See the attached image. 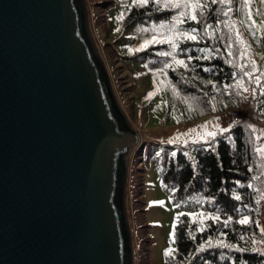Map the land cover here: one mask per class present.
Listing matches in <instances>:
<instances>
[{"label":"water","instance_id":"obj_1","mask_svg":"<svg viewBox=\"0 0 264 264\" xmlns=\"http://www.w3.org/2000/svg\"><path fill=\"white\" fill-rule=\"evenodd\" d=\"M86 15V0H0V264L134 262L127 159L139 135Z\"/></svg>","mask_w":264,"mask_h":264},{"label":"trees","instance_id":"obj_2","mask_svg":"<svg viewBox=\"0 0 264 264\" xmlns=\"http://www.w3.org/2000/svg\"><path fill=\"white\" fill-rule=\"evenodd\" d=\"M205 3L202 15L198 16L200 23L186 20L181 24L180 35L190 28L197 29L196 40L182 35L175 50L176 58L184 60L187 68L176 65L172 56L159 55L173 51L167 43L151 46L137 55L154 76H166L169 99L180 112V124L240 109L251 94L254 95L250 117L236 120L227 133L207 143H189L175 156L163 154L160 157V175L167 186L176 189L175 198L184 201L194 195L207 197L208 209L212 215L219 216V220L209 219L207 227L195 235H191L187 217L179 219L174 233L175 261L182 264H264V252L257 249L264 240V232L261 231L264 157L258 153L260 139L251 119L264 121V0H260L259 9L250 0L247 6L244 0H228L223 4L219 0L215 4L205 0ZM163 5L164 0L159 5L154 0H149L145 6L133 3L124 8L122 21L126 28L136 23L173 21L174 16L184 11ZM249 11L251 18L247 15ZM224 12L228 15L224 16ZM253 20L255 35L248 27ZM221 21L235 22L234 29H229ZM242 29H245L244 37H249L251 45L237 43L236 30L242 37ZM255 48L259 53L255 63L258 70L249 78L243 73L251 70L253 61L250 54ZM200 49L208 51L201 52ZM241 51L245 52L243 58ZM229 52H232L231 56ZM167 64L172 67H166ZM255 76L261 77L259 85L254 83ZM238 82H242L248 91L237 87ZM145 146L140 151L141 156ZM155 147L151 144L148 153L152 154ZM236 195L241 199L236 200ZM245 215L251 222L237 223ZM229 217L231 221L225 226L224 221ZM218 237L225 239L231 247L214 245L213 240ZM209 240L212 241L211 246L207 243Z\"/></svg>","mask_w":264,"mask_h":264},{"label":"rangeland","instance_id":"obj_3","mask_svg":"<svg viewBox=\"0 0 264 264\" xmlns=\"http://www.w3.org/2000/svg\"><path fill=\"white\" fill-rule=\"evenodd\" d=\"M250 1L259 9L260 0ZM86 3L87 32L109 75L118 107L125 112L139 135V143L127 159L125 217L134 255L133 264H182L175 261V226L185 216L191 224V235L201 231V227L204 230L212 216L207 207L209 198L194 195L184 201L177 200L176 189L167 186L160 175V157L173 152L177 154L183 146L192 142H209L212 138L206 135L207 132H217L215 138L227 133L236 120L250 117L254 95L251 94L236 112L230 110L190 124H180V112L169 99L166 76H154L137 55L151 46L166 43L175 44L177 48L182 37L181 24H175L173 20L136 23L126 28L120 17L124 8H129L134 0H86ZM161 24L165 27L161 28ZM173 25L176 31H170ZM242 34L246 45H251L249 37H244L245 29H242ZM145 41L149 43L145 44ZM254 50L250 55L256 63L259 53L256 48ZM251 119L256 124V134L260 139L258 149L264 150V121ZM217 126L228 131L221 133ZM144 144L145 152L141 156ZM151 144L156 147L149 154ZM258 153L264 157L261 151ZM262 217L264 229V204ZM218 240L227 245L221 237L213 240V244L221 246L216 243ZM168 249L173 250L171 254H166ZM257 249L264 252V240Z\"/></svg>","mask_w":264,"mask_h":264},{"label":"snow or ice","instance_id":"obj_4","mask_svg":"<svg viewBox=\"0 0 264 264\" xmlns=\"http://www.w3.org/2000/svg\"><path fill=\"white\" fill-rule=\"evenodd\" d=\"M154 2L156 4H160L161 0H154ZM218 0H211V3L215 4L217 3ZM228 0H219V3H227ZM134 3L137 4V6H145L149 4V0H134ZM244 4L245 6H247L249 4V0H244ZM164 7H172V8H177V9H184V11H180L178 16H174L172 19L175 21V24H183L185 23L186 20H191L195 23H200V20L198 19L199 15H202V11L205 9L206 7V3L205 0H183V2H181V0H164ZM190 9V10H189ZM229 11H231V9H229ZM224 16L228 15V12H224L223 13ZM247 15L249 16V18H251L252 13L249 11L247 13ZM120 19H123V14L121 15ZM222 23H224L229 29H234V24L235 22L229 23L228 21H221ZM255 21L253 20L249 25V29L253 32V35H255ZM161 28H164L165 25L161 24L160 25ZM206 27H211V25H207ZM170 31H176L175 25H173L170 28ZM197 29L196 28H190L186 31H184L183 33H181L184 37H186L189 40H196L197 39ZM236 37H237V43L240 45H245L246 46V41L240 36V33L238 30H236ZM148 41H145V44H148ZM144 45L141 46V48H143ZM172 52H161L159 53V55L161 56H172V59L174 61V63L178 66H183L185 68L188 67L187 63L182 60V59H177L175 56V49H176V45L172 44ZM139 50V49H138ZM199 51L201 52H207V49H200ZM229 55H232V52H229ZM240 56L243 58L245 56V52L241 51L240 52ZM189 59H192L191 57ZM166 67L171 68L172 65L171 64H167ZM257 69V65L255 64V62H251V70L250 71H245L243 74L244 76H248L249 78L253 77V73L256 72ZM160 71H163V69H161ZM205 71H208V69H205ZM260 80L261 77L260 76H255L254 77V83H256L257 85L260 84ZM227 87V86H226ZM237 87H244L242 82H238ZM264 90V89H262ZM244 91H248V89L246 87H244ZM152 94H150L151 96ZM206 127V126H205ZM249 128H251V125H248ZM218 131L223 133L228 131V129L225 128H219V126H217ZM206 135L212 139L215 138V136L217 135V132H207ZM230 139V137H229ZM172 141H169V143H171ZM258 151H261L262 154H264V150L258 149ZM176 153L173 152L172 156H175ZM185 155H187V153H185ZM190 159H192L191 157H189ZM236 200H240L241 197L239 195L235 196ZM212 219H216L219 220V216H216L215 214H213L211 216ZM231 221V217H229L228 219H226L224 221L225 226H227ZM251 221L249 219V217L247 215L243 216V218L239 219L237 221V223L239 224H249ZM202 224V222H201ZM201 231L203 230V227H201L200 229ZM262 232H264V229H261ZM243 238V237H241ZM208 245L211 246L212 245V241L209 240ZM217 244L221 245L222 247H231V245H226L223 243V241H217ZM201 250H203V246H200ZM172 249H168L166 254H171L172 253Z\"/></svg>","mask_w":264,"mask_h":264},{"label":"built area","instance_id":"obj_5","mask_svg":"<svg viewBox=\"0 0 264 264\" xmlns=\"http://www.w3.org/2000/svg\"><path fill=\"white\" fill-rule=\"evenodd\" d=\"M232 111L236 112V111H238V109H233Z\"/></svg>","mask_w":264,"mask_h":264}]
</instances>
